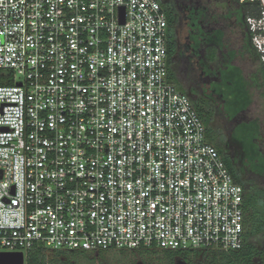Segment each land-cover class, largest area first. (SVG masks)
Instances as JSON below:
<instances>
[{"label":"built area","instance_id":"obj_1","mask_svg":"<svg viewBox=\"0 0 264 264\" xmlns=\"http://www.w3.org/2000/svg\"><path fill=\"white\" fill-rule=\"evenodd\" d=\"M236 1L264 62V0ZM167 36L160 0H0V253L243 246Z\"/></svg>","mask_w":264,"mask_h":264},{"label":"flooded vegetation","instance_id":"obj_2","mask_svg":"<svg viewBox=\"0 0 264 264\" xmlns=\"http://www.w3.org/2000/svg\"><path fill=\"white\" fill-rule=\"evenodd\" d=\"M162 2L168 10H172L173 7L176 13L179 14L177 33L180 40V49L184 53L185 61L192 64L193 75L191 79H193L194 84L191 87H186L184 91L200 108L207 109V105H211L218 117L226 116L225 142L221 143L222 148L233 164L246 173L248 170L243 165V161L247 159L245 157L247 152L244 150V141L252 140L254 144L258 143L264 153V124L258 115L242 118V114L252 107L254 98L244 70L236 63L244 55L241 52L249 48L250 45V34L246 23L242 18L240 19L236 8L234 10L230 9L238 3L236 0H221L229 7V13L224 11L217 14V7L211 4H195L193 0H162ZM228 20L230 21L229 24ZM236 23L243 32V44L239 49L232 46L227 40L228 33L226 32L229 25L233 31ZM182 26L183 35L180 32ZM218 32L222 33L221 37ZM207 47H213L216 50L215 60L209 61L204 57V51ZM233 53H235V57H233ZM230 65H237L241 68L242 77L239 76V81H222V70H228ZM242 80L246 81L245 86L243 85L245 81ZM255 80L259 81V77H256ZM184 81L191 80L186 79ZM261 81L260 85L264 92L262 75ZM230 87L236 88V97L229 94ZM245 90L251 96V102L247 107L241 108L248 97ZM238 108H241V110L235 112ZM241 124H245L242 126L243 130L240 127ZM238 129L239 134L242 130L246 137L252 134L249 139H240L237 137ZM258 247L259 254L256 256L258 264H264V234L258 242ZM108 256L109 254L102 251L76 255L55 254L47 257L45 264H198L196 260L180 255L169 258L163 256L162 259L154 261L143 258H124L122 261H112L108 259ZM95 257H100V259H95Z\"/></svg>","mask_w":264,"mask_h":264},{"label":"trees","instance_id":"obj_3","mask_svg":"<svg viewBox=\"0 0 264 264\" xmlns=\"http://www.w3.org/2000/svg\"><path fill=\"white\" fill-rule=\"evenodd\" d=\"M163 9L166 11L168 17V36H167V48H168V66L170 79L178 85V87L185 92L186 87H191L194 84L191 76L193 75L192 64L186 63L183 51L180 49V40L177 33V25L179 20V14L172 7V10L164 5L160 0ZM238 3L237 11L240 19L242 18L246 23V15L249 13V4ZM220 37L221 32H218ZM250 34V32H249ZM254 50L257 58L260 60L259 54L256 52L252 45L251 34H250V45L241 53L244 54L246 51L252 52ZM235 57V53L232 54ZM204 57L209 61L215 60L216 50L212 47H207L204 51ZM191 59V57H190ZM260 67V73L262 80L264 81V62ZM242 75V70L237 65H230L228 70H222V81H239V76ZM191 81H184V80ZM241 81V80H240ZM245 81V80H242ZM246 81L243 82L245 86ZM264 86V84H263ZM229 94L236 97V88L230 87ZM186 93V92H185ZM248 95L246 103L241 107H247L251 102V96L248 91L245 90ZM187 94V93H186ZM241 97V96H240ZM192 100V99H191ZM199 114L201 115L207 132L208 141L213 144L223 160L225 161L229 171L231 172L234 180L241 184L244 189L243 206H244V244L239 249L234 250H223V249H188V250H170L160 248H147V249H135L140 253H161V255L169 258L174 255H180L185 258L194 259L198 264H258L257 255L259 254L258 242L261 236L264 234V153L261 151L258 143H253L252 140L248 141V144L244 141V150L247 152L246 160L243 161V165L247 168L248 172L244 173L243 169H239L233 164L231 159L225 154L221 143L225 142L226 132V116L222 115L218 117L211 105H207V109L200 108L194 100L192 101ZM235 103V102H234ZM241 108H238L235 112H239ZM228 110V108H227ZM245 124H241L242 126ZM237 137L240 139H249V136H245L243 131ZM250 143V144H249ZM250 154V155H249ZM159 251V252H158ZM161 251V252H160ZM57 254L70 253V254H87L88 251L71 250V251H57ZM46 250L42 248H35L27 254V258L30 264H45L47 260Z\"/></svg>","mask_w":264,"mask_h":264},{"label":"rangeland","instance_id":"obj_4","mask_svg":"<svg viewBox=\"0 0 264 264\" xmlns=\"http://www.w3.org/2000/svg\"><path fill=\"white\" fill-rule=\"evenodd\" d=\"M193 3L195 4L202 3L205 5L211 4L217 7V10H216L217 14L222 13L224 11H226V13H229V7H227V4H225L224 2H221V0H193ZM236 6L237 5L234 4L232 8L230 9L234 10ZM233 19H234V16H233ZM229 22L230 21L228 20V24ZM182 28L183 26L180 29L181 35H183L184 33L182 32ZM226 32L228 33L227 40L231 43L232 46H235V48L239 49L243 44L242 43L243 32H242L241 27L234 26V29L232 31L229 25L226 29ZM236 63H238L244 70V73L249 80L250 88H251V91L253 93V98H254L252 107L250 108V110L242 114V118L247 117V116L258 115L261 118L262 123L264 124V92H263L262 86L260 85L262 81H261V74L259 71L262 63L258 64V61L256 59H253L252 55L250 54L249 55L244 54L241 58L238 59ZM1 72L2 71H0V76H3V77L9 76V79L12 80L10 73L8 72L1 73ZM256 77H259V81L255 80ZM245 142L246 144H248V141H245ZM41 248L46 250V255L48 257H50L51 255L57 254L56 253L57 251L48 250V248L44 246H42ZM61 251H66V250H61ZM88 252H92V251H88ZM102 252L109 254L108 259L112 261L113 260L122 261L124 258L125 259L143 258V259L154 261V260H160L163 258V255H161V253L158 254L152 251L149 253L147 252L140 253L135 250L122 249V250H108V251H102ZM63 254H70V253H63ZM95 259H100V257H95ZM25 264H30L27 256L25 259Z\"/></svg>","mask_w":264,"mask_h":264},{"label":"water","instance_id":"obj_5","mask_svg":"<svg viewBox=\"0 0 264 264\" xmlns=\"http://www.w3.org/2000/svg\"><path fill=\"white\" fill-rule=\"evenodd\" d=\"M0 264H25V257L22 252L0 253Z\"/></svg>","mask_w":264,"mask_h":264},{"label":"crops","instance_id":"obj_6","mask_svg":"<svg viewBox=\"0 0 264 264\" xmlns=\"http://www.w3.org/2000/svg\"><path fill=\"white\" fill-rule=\"evenodd\" d=\"M239 4H241V3H239ZM238 6L239 5H237V7H236V9L238 8ZM234 26H236V27H240L237 23L234 25ZM245 55L246 54H250V55H252V57H253V59H256L257 61H258V64H260L261 63V61L257 58V56H256V54H255V52H254V50L252 49V52H250V51H246L245 53H244ZM186 63H189V64H191L190 62H186ZM260 71V70H259ZM188 95V94H187ZM189 96V95H188ZM190 97V96H189Z\"/></svg>","mask_w":264,"mask_h":264}]
</instances>
